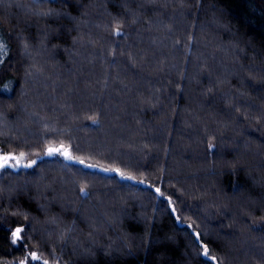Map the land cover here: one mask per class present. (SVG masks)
Segmentation results:
<instances>
[{"label": "trees", "instance_id": "trees-1", "mask_svg": "<svg viewBox=\"0 0 264 264\" xmlns=\"http://www.w3.org/2000/svg\"><path fill=\"white\" fill-rule=\"evenodd\" d=\"M0 41V151L37 161L0 171V264H264V0H0Z\"/></svg>", "mask_w": 264, "mask_h": 264}, {"label": "snow or ice", "instance_id": "snow-or-ice-1", "mask_svg": "<svg viewBox=\"0 0 264 264\" xmlns=\"http://www.w3.org/2000/svg\"><path fill=\"white\" fill-rule=\"evenodd\" d=\"M51 12H52V10H48L47 12L42 13V14L50 15ZM122 32H123L122 26L119 24V22H116L112 26L109 34L111 36H120V35H122ZM192 40H193V37L191 35L188 36V42L191 43ZM175 43L179 44L180 41L177 40V41H175ZM6 47H7L6 44H4L2 41H0V49H4ZM27 47H28L27 44L23 45L24 49H27ZM113 54H114V51L110 49L108 52V55L111 56ZM130 59H131V57H130ZM0 63H2V61H0ZM93 123H96V121L94 120ZM214 147H215V145L212 144L211 142H209L208 148L212 149ZM34 155L35 156L43 155V156H48V157L60 156L64 160L74 161L75 163H77L79 165H83L86 168H99L100 167V165H98V164H88V163H86L85 159L75 156L73 154L72 145L71 144H65L62 141L58 144L48 142L44 145L43 152H37ZM26 158H27V154L23 151L19 152L18 154L15 152L0 151V171H3L5 169L31 168L37 163L36 159L28 160L25 163L24 161L26 160ZM101 170L104 172H115L117 175H119L121 177V179L136 180L135 176L130 175V174H126L124 171H122L119 168L103 167V168H101ZM137 182L138 183H144L143 180H139ZM89 187L90 186L88 184L81 183V185L79 187V195L84 197V198H87L90 195ZM154 191L157 195L162 196V197L164 196V193L161 191V189L159 187H156L154 189ZM165 199H167L169 208L171 209L172 213L175 215L177 212V209L173 206L172 198L171 197H165ZM26 219H27V217H26ZM176 220L178 222H180V217L178 215L176 216ZM52 222H55V221H52ZM188 227L192 228L193 225L189 224ZM68 230L69 231L71 230L70 227ZM10 232H11L12 244H17L18 242H20L24 238L25 228H24V226L16 227L14 229H10ZM200 235L201 234L199 232L193 233V236L196 238L197 241H200ZM59 238L61 240L65 239L63 232L60 233ZM198 248H199V250L197 251V255L204 256L210 262H212V264H223V262L220 260L219 257L210 254V249L203 242L199 243ZM29 257L31 258V260H39L40 259L37 252L29 251L26 253L25 258L20 259L18 261V264H27ZM43 264H49V262L47 260H45L43 262Z\"/></svg>", "mask_w": 264, "mask_h": 264}, {"label": "rangeland", "instance_id": "rangeland-1", "mask_svg": "<svg viewBox=\"0 0 264 264\" xmlns=\"http://www.w3.org/2000/svg\"><path fill=\"white\" fill-rule=\"evenodd\" d=\"M87 27H88V26H87ZM92 28L97 29L98 27L93 26ZM52 83H53V82H52ZM54 84H55V85H54ZM53 85H54V86H51V84L48 85V89H49V90H52V91L56 89V93H57V94H58L59 91L63 94V92H62L63 90H62V88H60V86H58V84L53 83ZM66 91H67V90H66ZM57 94H56V95H57ZM65 96H66V95L63 94V97H62V98H65ZM69 97H70V96H69ZM47 98H48V96H46V99L43 100L42 103L39 102V101L35 102L34 100H33L32 102H30V103H32V105H35V106L37 105L38 108L45 109V107H48V105H50V104L47 103V100H48ZM39 105H42V106H39ZM37 106H36V107H37ZM4 126H5V125H4L3 123H0V128H4ZM5 127H6V126H5ZM24 127H25V126H24ZM24 127H23V128H24ZM12 128H13V129H16V132H15V133H17V130H19L18 128H15V126H13ZM14 131H15V130H14ZM19 131H20V130H19ZM24 132H25V131H23V133H24ZM27 133H28V131H27ZM27 133H26V134H27ZM40 185H41V184H40Z\"/></svg>", "mask_w": 264, "mask_h": 264}, {"label": "water", "instance_id": "water-1", "mask_svg": "<svg viewBox=\"0 0 264 264\" xmlns=\"http://www.w3.org/2000/svg\"><path fill=\"white\" fill-rule=\"evenodd\" d=\"M96 170H97L98 172L104 174V175H116V176L120 177V176L117 175L115 172H104V171L101 170L100 167H99V168H96Z\"/></svg>", "mask_w": 264, "mask_h": 264}]
</instances>
